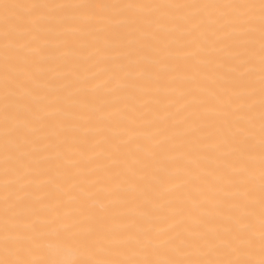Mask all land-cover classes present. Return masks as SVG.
Listing matches in <instances>:
<instances>
[{
    "label": "bare ground",
    "instance_id": "bare-ground-1",
    "mask_svg": "<svg viewBox=\"0 0 264 264\" xmlns=\"http://www.w3.org/2000/svg\"><path fill=\"white\" fill-rule=\"evenodd\" d=\"M0 264H264V0H0Z\"/></svg>",
    "mask_w": 264,
    "mask_h": 264
}]
</instances>
